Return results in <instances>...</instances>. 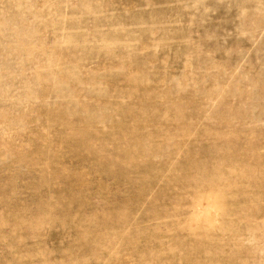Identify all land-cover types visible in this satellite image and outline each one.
Instances as JSON below:
<instances>
[{"label":"rangeland","instance_id":"1","mask_svg":"<svg viewBox=\"0 0 264 264\" xmlns=\"http://www.w3.org/2000/svg\"><path fill=\"white\" fill-rule=\"evenodd\" d=\"M0 264H264V0H0Z\"/></svg>","mask_w":264,"mask_h":264}]
</instances>
